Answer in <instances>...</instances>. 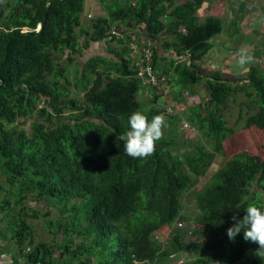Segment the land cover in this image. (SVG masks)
<instances>
[{
	"label": "trees",
	"instance_id": "1",
	"mask_svg": "<svg viewBox=\"0 0 264 264\" xmlns=\"http://www.w3.org/2000/svg\"><path fill=\"white\" fill-rule=\"evenodd\" d=\"M97 1L101 11L86 23L87 0H0V219L23 263L264 264L255 242L226 234L248 204L264 208L263 64L233 79L201 70L224 30L210 0ZM242 3L253 12L248 0L234 7ZM102 42L110 59L87 57L75 66L82 51ZM135 48L141 52L133 58ZM145 50L159 82L146 87L153 95L146 103L137 78ZM200 84L205 93L199 97ZM73 89L83 97L74 99ZM165 89L166 106H156ZM185 92L200 100L180 112ZM239 94L248 111L239 110L243 125L236 132L225 113ZM167 106L185 115L196 133L183 154L180 118L167 116ZM136 111L149 120L161 115L166 125L143 158L126 155L119 139ZM20 119L33 122L8 128ZM216 159L225 162L214 173ZM208 173L213 180L194 196L199 213L186 218L184 197ZM31 201L56 212L52 237L64 238L59 245L28 241L29 223L48 216L28 207ZM184 221L198 227L189 234L206 241L186 244L188 231L177 225ZM169 230L164 246L155 234Z\"/></svg>",
	"mask_w": 264,
	"mask_h": 264
},
{
	"label": "rangeland",
	"instance_id": "2",
	"mask_svg": "<svg viewBox=\"0 0 264 264\" xmlns=\"http://www.w3.org/2000/svg\"><path fill=\"white\" fill-rule=\"evenodd\" d=\"M210 1H211V6H212V9H211L212 13L217 14V16L220 17L223 21L224 30L221 33V35L219 37H217V39H215V40L220 42L219 45L224 46V47L220 49V51H222V53L218 52L217 55H216L215 48H213L204 57L203 61L201 63H199L198 65L202 71H206V72L219 71L226 78H229V79H233L238 75H244L247 73L248 69L250 68V66L252 64H256L254 62H256L257 59H256V57H253V55H252L253 52H257L259 54V57H261L262 54H264V48H263V46H264V32H263L264 24L261 22V20L256 21V24H254V26L250 25V29H252V30L249 32H246L245 26L242 27L241 24H237L236 25L237 29H235V27L229 21L231 20L232 17H234V18L237 17V16H233L235 11H238V8L234 7V5L235 4L237 5L239 3V0H231V1H229V0H210ZM249 1L251 4L256 3L258 8H261L262 5L264 6V0H249ZM99 4L100 3L97 0H87L86 5H85V11L83 13V18H84V20H86V23L88 22V20L89 21L91 20V17L93 15H94V18H97L96 12H93V7L95 5L96 8L99 11H101ZM240 8H241V6L239 7V9ZM257 9L254 10L256 12L253 11L254 14H256L258 12ZM238 20H239V16H238ZM253 29H254V31H253ZM116 32L119 33L120 31L117 30ZM119 35H120V33H119ZM246 37L253 42L260 43V45L256 46V45L252 44L251 42H248V44L246 45V40H245ZM261 40H263V41L261 42ZM85 41H83L82 44H84ZM99 44H104V43L102 42V43H98L95 45L100 46ZM228 45H230V46L228 47ZM108 46H110V45H108ZM221 46H219V47H221ZM114 47H116V46H114V45L111 46V48H113V49H114ZM101 50L102 49H100V48H94L91 51V54L93 52L100 54ZM89 51H82L81 52V53H83L82 57H80V59L77 62V63H79V65L76 63L75 66H78V67L83 66L84 62L87 59V55H88ZM223 51H225V52H223ZM140 52H141L140 50H135L136 55H138ZM237 52H241L243 54V56H246V57L250 56L251 59L247 60L245 64L241 65L238 63L239 57H237V55H236ZM133 55H134V52H133ZM105 57L107 59L111 58L109 55L105 56ZM260 62H263V61L257 60V64H260ZM71 69H73V68H71ZM262 69L264 70V64L262 66ZM72 78H73V76L70 77L71 81H72ZM146 87H149V86H145V89L140 94L141 100H143L144 103L149 101L148 97L153 98L152 94H147V92H146L147 88ZM199 91H201V94L198 95L199 97L204 95L205 92L202 90L201 84L199 86ZM166 92H167L166 89L162 90L160 92L161 96H160L159 100H157V102L155 104L156 106H163V105L166 106V104L168 102V101H166V95H165ZM72 97L76 100H79L83 97V92L80 89H73L72 90ZM199 97H197V99L193 100L192 102H195V103L199 102V100H200ZM244 100H246V99L243 98V96L241 94L237 95L236 100L231 102V104L229 105L230 106L229 109L226 110V113H225L226 120H228L230 126L235 127L236 132H240L242 125H243V122L241 120H239V115H240L239 110L243 109L244 113H246L248 111L246 107L239 106L240 103ZM184 101L185 102L179 104L178 109H181L180 112L181 111L184 112L186 110V108L191 103V101L187 100V98H185ZM168 105H169V103H168ZM180 112L176 111L173 113H168L167 116L169 115V116H174V117L180 118V122L177 123V124H179V126H178V133H179L178 137L179 138L177 140V142H178L177 150L180 152V154H183L186 152L187 146H190L195 141L196 133L194 132V130L192 128L183 127L184 126L183 122H186L187 124H189V123L187 122L185 115L180 114ZM65 115H66V118L69 117V110L66 111ZM32 122H33V120L26 122L25 120L20 119L14 125L8 126V128H11L13 126H19V125H25L26 128H28V126H30ZM175 151H176V149H174V152ZM222 162H225V160L223 161L222 159H216V162H215V164H213L210 171L217 173L216 170L222 164ZM211 174L212 173H208L204 178L199 180L198 183L196 184V186L192 189V191L189 192L184 197L183 215L186 218L193 219L199 213L198 209L196 208V206L194 204V196L198 190L202 189L205 185H207L208 183H210L213 180V178H211ZM213 182H215V180ZM253 191L254 192H261L262 189H260L259 187H256L253 189ZM73 205H75L80 210L82 209V202L81 201H75L73 203ZM28 207H31L33 210L41 211L44 215L48 213L47 217L40 216L38 219H35L34 221L32 220L31 223H29L32 227L33 232H34L32 234V240H29V241H32V243H34V244H38L39 242H42V243H47L48 245H52V243L55 242L56 245H59L60 242H62L64 238L62 236H58L54 240V238L52 237V233H54L56 230L55 226L59 222L57 220L58 216H57L56 212L52 208H49L47 203H44V202L31 201V202H29ZM0 215L3 217V214H0ZM68 218H70V215L66 216V219H68ZM4 221L6 222V220L0 219V233H1L0 236H1V239H3L2 237L6 236V231L3 229ZM183 224L184 225H183L182 229H185L186 231H188V233L184 237V242L186 244L200 245L206 241L204 238L195 236L191 233L189 234V232L191 230L198 229V227L194 223L184 221ZM47 225H49V229H47ZM171 231L172 230H169L167 233L155 234V236H156L155 239H157V241H159L164 246H167L166 243L167 242L169 243L170 238H171L170 237ZM16 234H17V232H16ZM26 243H27V241H26ZM26 245H28V243ZM58 255L59 254H56V256H58ZM184 263H185V261H183L182 264H184ZM168 264H176L175 259L173 258Z\"/></svg>",
	"mask_w": 264,
	"mask_h": 264
},
{
	"label": "clouds",
	"instance_id": "3",
	"mask_svg": "<svg viewBox=\"0 0 264 264\" xmlns=\"http://www.w3.org/2000/svg\"><path fill=\"white\" fill-rule=\"evenodd\" d=\"M237 57L241 65L251 59L250 56L246 57L243 54ZM191 96L197 98L196 95ZM165 126L161 115H155L149 120L140 111L131 113L128 117V131L119 136V139L123 141L125 154L133 158L151 155L155 142L161 138L162 128ZM232 220L234 223L226 230L229 240H233L238 233H242L244 240L255 242L258 245L256 254L264 255V208L248 204L243 217L236 219L233 216Z\"/></svg>",
	"mask_w": 264,
	"mask_h": 264
},
{
	"label": "crops",
	"instance_id": "4",
	"mask_svg": "<svg viewBox=\"0 0 264 264\" xmlns=\"http://www.w3.org/2000/svg\"><path fill=\"white\" fill-rule=\"evenodd\" d=\"M248 2L250 3L249 0H248ZM208 5H209V2H208ZM251 5H253V11L258 8L256 3L251 4ZM241 6H242V8L239 9L238 11H235V13L233 15V16H237V17L236 18L232 17L229 22H231L232 24L236 23V22H239V23L241 22V24L245 25L246 32L251 31L252 29H250V25L254 26V24H256V21H258V20H261V22L264 24V22L262 20L263 19L262 17H264V6L263 5H262L261 8L257 9L258 12L256 14H254L253 12L252 13L247 12L246 3H242ZM208 8H209V6H208ZM100 9H101V7H100ZM98 11L99 10L94 5L93 12H98ZM254 12H256V11H254ZM211 14L217 16V14H213L212 12H211ZM238 16H239V20H238ZM253 31H254V29H253ZM263 32H264V30H263ZM262 41L263 40H261V42ZM248 42H251L252 44H254L256 46L260 45V43L253 42L250 39H247L246 45L248 44ZM214 43H215L214 44V48L216 50V55L218 54V52L222 53V51H220V49L223 48L224 46L219 45L220 42H218V41H214ZM99 45L100 46H98V45L93 46L91 48V50L89 51L87 57L93 58V57H105V56H108L106 54L107 47L104 44H99ZM219 46H221V47H219ZM229 46L230 45H228V47ZM94 48L102 49L101 53L99 54V53H94L93 52L91 54V51ZM132 48H134V47H132ZM263 48H264V46H263ZM135 50H136V48L134 49V55H132L133 58L137 56L135 54ZM223 52H225V51H223ZM252 55H253V57H256L257 60H262L263 62H260V63L264 64V54H262V56L259 57V54L257 52H253ZM171 56L174 57L173 53L171 54ZM257 60L254 63L257 64ZM261 64H258V65H261ZM3 229L6 231V236H4L3 239H1V237H0V264H24L23 260H22V258L20 256L19 250H18V248H17V246H16V244H15V242L13 240V236H12V234L10 232V229H8V224H6V225L3 224ZM26 247L29 248L28 245H26Z\"/></svg>",
	"mask_w": 264,
	"mask_h": 264
},
{
	"label": "built area",
	"instance_id": "5",
	"mask_svg": "<svg viewBox=\"0 0 264 264\" xmlns=\"http://www.w3.org/2000/svg\"><path fill=\"white\" fill-rule=\"evenodd\" d=\"M143 60L140 61V65L139 68L137 70V78L141 81V84L143 86H156L157 83V78L153 73V69L151 66V62H152V54L150 51L145 50L143 51ZM237 55H242L241 52H237ZM167 93V92H166ZM184 95L187 97L188 100L193 101L195 99H197L194 96H190L187 92L184 93ZM175 112L174 108H172L171 106H168L166 108V113H173ZM183 127L186 128H191L186 122H183ZM178 227H183V223L179 222L177 223ZM183 262H179L178 264H182Z\"/></svg>",
	"mask_w": 264,
	"mask_h": 264
}]
</instances>
